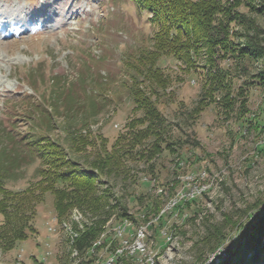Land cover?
<instances>
[{
  "label": "rangeland",
  "instance_id": "1",
  "mask_svg": "<svg viewBox=\"0 0 264 264\" xmlns=\"http://www.w3.org/2000/svg\"><path fill=\"white\" fill-rule=\"evenodd\" d=\"M8 10L14 11L16 25L6 37L0 28V157L5 149L20 155L18 166L4 179L7 188L16 190L39 178L40 159L28 149L31 139L46 135L67 148L69 131L78 129L75 133L93 141L99 133L110 148L132 114L130 89L123 83L125 59L149 44L155 26L132 0H0V15ZM240 10L262 26L264 38V17L246 7ZM235 29L246 30L243 25ZM159 63L170 84L158 107L172 138L180 139V156L167 149L155 156L154 177L146 162L129 160L124 172L101 178L99 188L112 211L105 226L123 211L117 198L140 222L124 218L109 227L110 235L119 238L113 250L109 243L92 250L96 241H104L101 233L88 249L94 256L91 264L110 257L113 264H220L264 214V89L245 83L262 61L220 62L233 73L234 102L226 113L219 102L193 111L201 76L186 71L172 56ZM198 63L204 64L203 58ZM97 151L91 144L75 156L90 161ZM172 181L174 196L168 191ZM53 199L46 192L38 204L35 233L12 249L0 247V264H80L83 254L73 242L90 220L77 207L58 220ZM154 199H161L164 212L150 225L141 219L144 204ZM118 248L122 250L116 252ZM117 257L123 259L116 262Z\"/></svg>",
  "mask_w": 264,
  "mask_h": 264
},
{
  "label": "trees",
  "instance_id": "2",
  "mask_svg": "<svg viewBox=\"0 0 264 264\" xmlns=\"http://www.w3.org/2000/svg\"><path fill=\"white\" fill-rule=\"evenodd\" d=\"M132 1L148 14L155 30L149 36L147 46L125 59L124 72L127 74L123 83L130 89L133 101L132 114L124 124L125 130L117 134L110 148L106 146L105 137L99 133L93 141L90 135L75 133L79 132L78 129L69 131L72 141L67 148L46 135L31 139L28 149L34 150L40 159L36 168L39 178L16 190L7 188L4 179L9 169L18 166L20 155L15 148L16 152L5 149L6 154L0 157V247L5 250L12 249L18 241L37 231L33 221L36 208L46 192L53 195V208L58 220L66 217L72 207H77L90 220L91 224L85 223L73 242L74 248L83 254L80 264L94 261L88 249L101 233H104V241L100 245L96 241L92 250L101 249L107 243L108 250L116 248L119 238L112 237L109 230L113 224L121 223L124 218L131 223L140 222L136 215L126 212V207L117 198V204L123 211L115 215L112 225L105 226L112 211L106 209L107 194L100 190L99 184L104 182L102 177L124 172L129 160L146 162L150 176L154 177L155 156L165 149L171 153L176 151L180 156V139L172 138L166 116L158 107L163 92L170 84L159 63L161 57L172 56L186 71L194 70L195 75L201 76L199 100L193 108L196 113L208 104L218 102L224 108L222 113L230 110L234 102V96L230 94L233 73L228 66L221 65L224 59L262 61L259 70L251 74V79L245 83L264 89V38L260 37L263 28L255 18L240 10L246 7L264 17V0ZM236 25H243L246 30L235 29ZM199 58H203L204 64L198 63ZM242 91L237 95L241 96ZM245 94L239 99L241 104L246 100ZM240 108L245 112L244 105ZM138 111L140 114L136 115ZM91 144L98 149L95 158L83 161L75 156L77 151ZM178 160L176 164L182 161V157ZM175 185L172 181L168 187L171 196L175 195ZM144 208L143 222L151 221L149 224L152 225L153 219L156 222L162 219L161 199L152 200L150 205L144 204ZM251 226L250 233L243 240L240 237L238 246L235 248L233 245L220 264H264V214H260ZM120 259L123 257H117L116 262Z\"/></svg>",
  "mask_w": 264,
  "mask_h": 264
},
{
  "label": "bare ground",
  "instance_id": "3",
  "mask_svg": "<svg viewBox=\"0 0 264 264\" xmlns=\"http://www.w3.org/2000/svg\"><path fill=\"white\" fill-rule=\"evenodd\" d=\"M6 23H8L7 26H9V27H6V25H4V22H3V25H0V28L1 29H4L5 28V30H8V28H10V27H12L14 25V23L12 21L9 22L8 20H6ZM95 247H96V244H95ZM121 250H122L121 248H118V249H116V252L117 251L119 252ZM113 260L114 259L112 257H110L104 263L102 262V264H113Z\"/></svg>",
  "mask_w": 264,
  "mask_h": 264
}]
</instances>
